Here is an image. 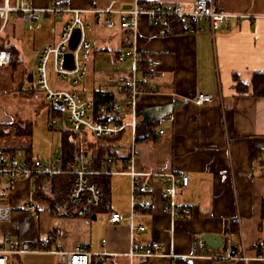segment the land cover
<instances>
[{
	"label": "crops",
	"instance_id": "0c3cea01",
	"mask_svg": "<svg viewBox=\"0 0 264 264\" xmlns=\"http://www.w3.org/2000/svg\"><path fill=\"white\" fill-rule=\"evenodd\" d=\"M197 1L143 0L149 6L184 4L187 8ZM5 3L6 0H0V7ZM215 3L228 15L227 24L217 31L205 18L192 29L186 25V31L174 32L172 25L158 28L144 16L134 37L131 29L121 27L117 13L130 9L134 0H8L11 7L22 5L39 12L38 20H33L29 11L16 12L20 20L42 19L37 29H50L46 44L39 46L37 38L34 39L35 47H41L39 61L42 51L59 43L63 28L76 16L85 23V29L93 28L87 36L83 29L81 36L91 44L88 58L84 59V76L78 83L70 81L79 85L88 72L95 77L90 94H85V84L70 90L80 102L91 104L89 114H95L106 101L124 97L116 86L121 78L130 75L132 64L119 63L117 57L131 44L146 59L157 60L159 64L156 77L147 82L138 101L135 133L129 127L120 137H97L90 131L93 139L88 141L82 132L86 129L74 127L69 116L64 117L67 109L60 102L46 100L53 105L51 125L65 121L75 129L73 133L66 131L64 137L73 152L63 140V152L54 158L43 159L32 153L28 156L26 150L13 155L5 150L0 156L17 157L23 151L20 159L36 158L44 162L60 159L63 168L84 163L94 172L88 175L89 180L102 189L104 199L98 206L72 203L70 173L55 175L46 187L40 180H0V203L11 208L10 220L0 222V246L10 239L38 249L45 239L51 238L50 249L58 253L28 254L55 256L49 264H66L61 253L77 247L97 253L95 264H264V96L255 95L253 85L257 75H264V0H215ZM108 7L116 12H104ZM9 21L0 37V49L11 52L10 47H15L20 66L25 51L23 41L18 45L20 38L14 44L3 41ZM108 21L113 22L112 27ZM12 32L15 33V27ZM8 67H0L1 75L8 77L2 80L0 75V99L7 90L4 85H14L19 73L17 70L11 76ZM50 71L60 78L54 57L47 62L48 81ZM30 74L33 73L24 72L19 78V87L24 90L26 83H36L37 72L33 74V82L28 80ZM34 89V95L39 94V88ZM95 91L113 92L116 98L97 103ZM199 93L209 94L211 102L195 104L193 99ZM43 100L41 96L35 110ZM54 116L56 122L52 121ZM131 119L126 111L124 121ZM17 122L0 106V124ZM8 127L4 129L9 135L12 130ZM160 130L164 132L158 134ZM12 147L15 146L7 148ZM152 172L187 173L190 183L186 187L180 185L171 201L165 182L147 177ZM134 178L147 179L149 187L135 201L140 215L132 222ZM8 190L11 191L7 193ZM168 205L176 211H167ZM114 212L122 215L120 221L110 220ZM132 225L145 228L132 229ZM207 234L221 235L222 247L208 245L204 239ZM201 240L205 242L203 248L199 246ZM133 242L141 248L160 243L164 254L130 257ZM16 256L21 255H12L15 264L19 260Z\"/></svg>",
	"mask_w": 264,
	"mask_h": 264
},
{
	"label": "built area",
	"instance_id": "2783aa9c",
	"mask_svg": "<svg viewBox=\"0 0 264 264\" xmlns=\"http://www.w3.org/2000/svg\"><path fill=\"white\" fill-rule=\"evenodd\" d=\"M54 9H48L52 11ZM20 11H29L33 20H38L39 12L29 7L17 5L11 7L8 5V0L4 6L0 7V37L5 29L11 13ZM99 12V11H96ZM104 12L114 13L111 7H108ZM78 13V11H76ZM120 14V25L122 28L131 29L132 34L136 37L139 20L141 17H147L151 24L158 28H170L171 20L182 19L190 28H194L201 18L208 19L211 22L214 31L224 27L228 20V15L220 11L216 7L215 0H198L192 8H187L184 4H165L149 6L145 5L143 0H134V4L130 9L118 10ZM85 23L75 17L62 30L61 39L55 46L44 49L41 53L40 61L37 66V87L45 91V97L51 102H60L69 112V122L77 128L88 129L95 133L97 137H120L125 128L129 127L133 133L137 129V105L140 97L144 94L147 82L156 77V67L159 64L157 60H148L136 47L131 44L123 54L117 57L119 63L131 62L132 70L129 76L120 79L116 86L118 93L123 94L121 100L106 101L99 105L95 114H89L88 109L91 104L88 102H80L77 94L70 91L52 90L48 85L47 62L51 57H54L55 68L60 78H69L74 76L72 81L78 83L83 78L86 63L81 59L88 58L91 44L83 37L75 50L69 47V40L75 28L79 27L83 31ZM108 26H113L112 21H108ZM72 51L75 57L76 68L72 71L65 69L62 65V60L65 53ZM12 60L11 52L0 49V67L8 65ZM212 97L206 93L197 94L193 101L197 105H203L211 102ZM129 111L132 119L130 122L124 121L125 112ZM53 122L57 121L54 116ZM164 131H158L162 134ZM133 144H135L133 142ZM135 153L131 155L129 160L131 164L134 161ZM60 173H70L73 175L72 185L69 191V200L72 203H85L91 206H98L102 203L104 196L102 189L94 182L89 180L88 175L94 173L89 166L84 163L70 164L67 168L60 165V159L54 162H44L41 159H20L13 156H0V180H10L12 182L22 179L29 181L40 180L46 187L51 179ZM136 176L137 173H133ZM152 176L155 179H160L165 182V191L169 194L172 201L176 194L177 188L188 186L190 176L187 173H166L152 172L147 174V177ZM149 187L148 180L139 181L133 179L132 183V211L130 220L138 218L140 213L135 208V201L140 193L145 192ZM167 211H176L170 205L166 206ZM11 218V208L7 204L0 203V222H7ZM122 219V215L114 212L110 216L112 222H118ZM132 229H141L143 226H131ZM51 238L45 239L40 248L34 249L30 244L18 240H8L0 246V264H8L9 257L12 255H28V254H56L58 252L50 249ZM200 247H205L203 240L199 243ZM164 246L160 243H153L151 246L141 248L137 243H132L129 252L130 257H149L154 255H162ZM65 255L66 264H92V258L97 254L88 251L82 247H77L73 251L61 253ZM171 256L175 257L173 254Z\"/></svg>",
	"mask_w": 264,
	"mask_h": 264
},
{
	"label": "rangeland",
	"instance_id": "374dc122",
	"mask_svg": "<svg viewBox=\"0 0 264 264\" xmlns=\"http://www.w3.org/2000/svg\"><path fill=\"white\" fill-rule=\"evenodd\" d=\"M16 13L10 14V21L8 30L5 31L3 34V41L5 40L7 43L11 41V44L17 42L18 38L20 40L18 41L17 45L23 41L24 45V53L21 55V65L18 66L19 73L17 74V77H15V88L11 90V86H8L5 84L4 87L7 88L4 92L1 94L0 99V106L4 108L5 111L9 113L10 119L12 118L13 121H27L24 122L23 128L26 127L27 131L31 133L29 136L25 135H18L15 133L16 130H18L20 125L18 122L11 126L12 132L6 136L3 140H0V150L2 152H5V148L8 146H20V145H31L32 144V154L35 157H41L43 159L45 158H54L56 156H60L63 152L62 145L63 140L65 137L66 131L73 133L75 129L68 125L65 121H61L58 124L51 125V110L53 108L52 104H49L45 97V91L39 89L38 93L44 98L43 103L41 106H38V108L35 110V106L41 103V96L39 94H33L32 98L22 95L18 91L19 89V78L21 75L26 73H33L36 75L37 72V66L39 61V51L41 47H35L34 45V39L37 38L39 41V46L42 44H46L51 33L48 32L50 29L44 28L41 31L40 29H37V25L40 24V21L32 22L28 20H20L17 16H15ZM15 27V33L12 32V29ZM93 28H87L85 29L86 36L91 32ZM23 32L25 34L23 35ZM23 35V36H20ZM16 45V46H17ZM84 61V59H81ZM51 63H49V69H51ZM8 74H10L9 71H7ZM51 75L49 76L48 85L52 90H62V91H70V90H76L81 87V85L85 84L86 86V92L85 94H90L93 88V82L95 81V77L90 74L89 72L86 73L85 79L81 81V84L74 86L70 83L72 80L71 77L69 78H57L54 72L50 71ZM1 75V70H0ZM20 75V76H19ZM1 79L5 80L8 79V77H4V74L1 75ZM17 80V81H16ZM34 83H26L23 88L29 89L37 88V86ZM28 94V93H26ZM47 100V101H46ZM33 113V114H32ZM32 114V116H30ZM69 113L64 109V117H68ZM30 117V118H29ZM18 124V125H17ZM33 124V128L31 125ZM83 135L85 136V139L88 141H91L93 138V134L90 132V130L86 129L85 131H82ZM72 139L74 138L73 135L71 136ZM127 138V135L126 137ZM123 139V144L126 143L127 140ZM120 146L122 144L120 143ZM4 148V149H3ZM124 150H126V147H124ZM24 156L23 151H19L17 154V157L22 158ZM68 176V175H66ZM70 177V176H69ZM116 180V178H115ZM1 190V187H0ZM11 190H8L7 193H9ZM18 257V256H16ZM55 256H49V255H21V257H18L17 264H49L52 263L53 260H55ZM16 259V258H15ZM15 259L10 257L9 264H15Z\"/></svg>",
	"mask_w": 264,
	"mask_h": 264
},
{
	"label": "trees",
	"instance_id": "16d2710c",
	"mask_svg": "<svg viewBox=\"0 0 264 264\" xmlns=\"http://www.w3.org/2000/svg\"><path fill=\"white\" fill-rule=\"evenodd\" d=\"M171 25L174 29V32H180V31L184 32L187 30L186 24L182 19L171 20ZM1 48H4V47L2 46ZM10 49H11V55L13 57H12L11 62L8 64L9 67L7 68V70L10 72V75L13 76L15 74V72L18 70L17 68L19 66L18 50L15 47H10ZM10 85H11V87H13V89L15 88V86L13 84H10ZM253 85H254V94L257 96H264V75H257L254 78ZM18 91L23 93V94H26V93L34 94L35 93L34 92L35 89L33 86H32V88L25 89V90L22 89L21 87H19ZM94 97H95V100L97 103L105 101V100H110V99L116 98L113 92H102V91H95ZM19 124L20 125L17 124L19 126V128H18V130L15 131L16 134L25 135V136L31 135V133L27 131L26 127H24V128L22 127V126H24L23 122H21ZM12 125H14V124H12ZM8 126H10V125L0 124V140H2L3 138H5L8 135V133L5 132V129L9 128ZM31 127L33 128V124L31 125ZM64 143H65V147H69L71 149L70 152H73V149L71 148L70 143H68L67 139H65V138H64ZM20 146L12 147L11 149L7 148L5 150L7 152H10L12 155L15 154L18 150H26L27 155L31 156V153H32V148H31L32 146L31 145H26V146L20 145ZM0 153H3L2 150H0ZM39 183H40V181H39ZM71 184H72V182H71ZM67 185H68L67 183L64 184V187L66 189H67ZM42 196H46V195L43 194ZM262 213H263V218H264V202H263ZM92 263L95 264L94 257H93Z\"/></svg>",
	"mask_w": 264,
	"mask_h": 264
},
{
	"label": "water",
	"instance_id": "95a60500",
	"mask_svg": "<svg viewBox=\"0 0 264 264\" xmlns=\"http://www.w3.org/2000/svg\"><path fill=\"white\" fill-rule=\"evenodd\" d=\"M81 36H82L81 28L79 27L75 28L69 40V47L71 50H75L77 48L81 40ZM63 67L69 71H72L76 68L75 57L72 51L65 53L64 59H63ZM28 80L30 82H33V74L29 75ZM204 239L208 245L213 246V247H222L224 243V239L221 235L207 234L205 235ZM235 251H236V248L233 247L232 252H231L232 256L236 254Z\"/></svg>",
	"mask_w": 264,
	"mask_h": 264
}]
</instances>
